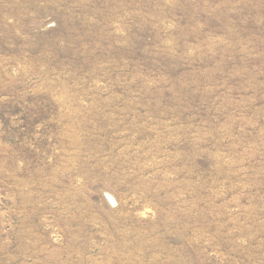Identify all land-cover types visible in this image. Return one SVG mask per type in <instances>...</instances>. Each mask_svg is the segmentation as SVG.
<instances>
[{
    "label": "rangeland",
    "instance_id": "rangeland-1",
    "mask_svg": "<svg viewBox=\"0 0 264 264\" xmlns=\"http://www.w3.org/2000/svg\"><path fill=\"white\" fill-rule=\"evenodd\" d=\"M0 264H264V0H0Z\"/></svg>",
    "mask_w": 264,
    "mask_h": 264
}]
</instances>
